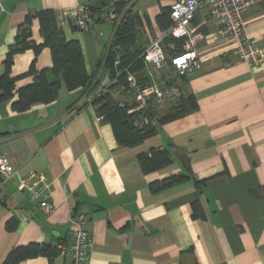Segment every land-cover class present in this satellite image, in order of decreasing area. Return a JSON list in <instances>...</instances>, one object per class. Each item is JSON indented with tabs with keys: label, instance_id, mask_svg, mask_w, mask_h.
<instances>
[{
	"label": "crops",
	"instance_id": "1",
	"mask_svg": "<svg viewBox=\"0 0 264 264\" xmlns=\"http://www.w3.org/2000/svg\"><path fill=\"white\" fill-rule=\"evenodd\" d=\"M96 1L0 0V69L29 11L48 8L58 15ZM125 1L143 18L138 44L147 47L165 32L156 18L175 0ZM103 6H93V21L86 30L63 24L67 36L81 42L88 71L97 72L89 87L71 91L62 80L59 96L51 103L18 112L12 108L16 93L0 108V157L21 175L45 174L56 205L46 213L22 190L18 177L1 185L0 264L13 247L30 242L58 249L64 243L66 249L53 259L39 256L21 264H75L67 249L76 229L73 215L87 217L86 264H264V59L259 65L238 60L235 39L216 35L219 24L203 4L192 22L202 34L196 46L200 66L178 73L175 84L178 97L192 93L198 107L164 123L142 143L121 146L111 124L97 119L98 106L93 104L115 83L104 59L121 17L114 12L110 17ZM243 18L244 32L264 49V0H257ZM32 33L43 43L38 19L33 20ZM167 57L166 69L174 75L172 56ZM34 58L32 49L16 54L12 74L27 72ZM52 65L51 49L45 47L36 66ZM156 70L145 64L132 75L149 85L156 81ZM49 79L55 76L50 73ZM32 81L26 76L16 86ZM164 81L175 82L172 76ZM110 90L121 103L147 104L134 88L114 85ZM178 97L157 103L156 110L167 111ZM152 148L167 149L172 162L146 173L138 156ZM183 172L191 177L161 190L151 188L153 182ZM11 219L17 221L14 230L6 227Z\"/></svg>",
	"mask_w": 264,
	"mask_h": 264
},
{
	"label": "trees",
	"instance_id": "2",
	"mask_svg": "<svg viewBox=\"0 0 264 264\" xmlns=\"http://www.w3.org/2000/svg\"><path fill=\"white\" fill-rule=\"evenodd\" d=\"M104 3L106 6L112 3L108 7L109 13L114 12L121 17V20L116 24L113 44L106 52L104 59L111 79L115 83L97 95L93 104L98 106V113L103 114L105 120L111 124L118 144L133 147L155 135L164 123L196 110L198 104L194 94L186 92L180 94L176 103L164 114L157 115L155 104L150 100L144 107H140L137 103H121L113 96L110 89L114 85H123L129 89V74L144 69L145 61L142 54L146 47L138 44V28L143 24L141 15L134 11L125 0H104ZM34 19L39 20L43 43H37L33 39L32 24ZM146 21L149 22L148 17H146ZM156 21L162 30L168 29L172 24L170 8H163ZM69 23L77 28L72 22ZM184 42V37L167 36L163 40L167 55L171 57L181 52ZM45 47L51 49L53 65L51 68L38 69L36 58ZM28 49H32L35 53V58L28 71L20 75H13L14 56ZM118 55L119 64L115 65ZM100 62L102 63V59ZM50 73L55 76L54 80L49 79ZM96 74V71L93 73L88 71L81 42L67 36L55 10L48 8L31 10L18 26L15 40L9 46L3 62V69H0V108L16 93L18 97L12 103V108L18 112H25L36 103H51L59 96L62 80L67 88L73 91L89 87L94 82ZM26 76H32L33 81L17 88V81ZM138 160L146 173L161 169L172 162L170 153L165 148H152L148 153L139 154ZM190 177V174L184 172L174 174L153 182L151 188L155 191L161 190ZM196 215L197 213H195ZM16 226L15 219L9 220L6 224L8 230H14ZM59 253V249L53 244L30 242L13 247L1 264H21L26 259L39 256L53 259Z\"/></svg>",
	"mask_w": 264,
	"mask_h": 264
},
{
	"label": "built area",
	"instance_id": "3",
	"mask_svg": "<svg viewBox=\"0 0 264 264\" xmlns=\"http://www.w3.org/2000/svg\"><path fill=\"white\" fill-rule=\"evenodd\" d=\"M257 0H175L170 7L171 26L144 50L143 58L146 65L160 66L167 59V53L163 46V40L167 36L184 37L183 50L171 57V62L177 72L183 75L186 71L199 67L197 43L202 39V34L192 26L196 12L200 6L207 4L211 8V14L219 24L216 32L218 37H231L236 41L234 54L237 59L249 65H259L264 59V49L258 47L253 39L243 30L244 13L250 9ZM103 6V10H108ZM94 7L88 4H80L76 7L63 9L58 14L61 24L72 22L78 29L86 30L93 21ZM115 14L111 12L110 17ZM119 64V55L115 65ZM130 88L137 90L141 99L145 102L150 100L155 103L163 97L159 86L153 82L149 85L138 83L137 79L129 74ZM126 89L125 86H121ZM98 120H104L103 114H99ZM0 187L15 177H18L20 187L27 192L30 200L36 202L46 213H51L56 205L52 199L50 181L41 172L30 171L26 174H19L18 169L6 158L0 157ZM76 226L70 245L67 247L75 264H86L90 257V233L85 228L87 217L84 215L71 216ZM66 249L64 243L59 244V250Z\"/></svg>",
	"mask_w": 264,
	"mask_h": 264
},
{
	"label": "rangeland",
	"instance_id": "4",
	"mask_svg": "<svg viewBox=\"0 0 264 264\" xmlns=\"http://www.w3.org/2000/svg\"><path fill=\"white\" fill-rule=\"evenodd\" d=\"M170 62V59H167L163 62L162 65L160 66H156L157 70L155 71V76H156V81L154 80L153 82H158L156 83L157 85H159V88L162 90L163 92V97L159 100H157L154 104L155 105H158L157 103H161L164 99L168 100L169 102H173L172 100L175 99V97H178V92H179V88H177L178 86L177 85V82L179 81V74L178 72L174 73V75L171 73V71L169 69H166L168 68L166 65L167 63ZM173 70V69H172ZM169 74V75H167ZM177 74V75H176ZM179 75V76H178ZM173 77V80L176 82H173L172 84H167V81L165 82L164 81V78L165 77ZM164 77V78H163ZM152 82V83H153ZM176 84V85H175ZM175 89H174V87ZM162 87V88H161ZM171 99V100H170ZM168 103V102H167ZM162 110V111H161ZM157 111V110H156ZM166 111H163V108L159 109L157 111V115H162L164 114Z\"/></svg>",
	"mask_w": 264,
	"mask_h": 264
},
{
	"label": "water",
	"instance_id": "5",
	"mask_svg": "<svg viewBox=\"0 0 264 264\" xmlns=\"http://www.w3.org/2000/svg\"><path fill=\"white\" fill-rule=\"evenodd\" d=\"M104 4V0H97L95 3H93V6L96 7H101Z\"/></svg>",
	"mask_w": 264,
	"mask_h": 264
}]
</instances>
